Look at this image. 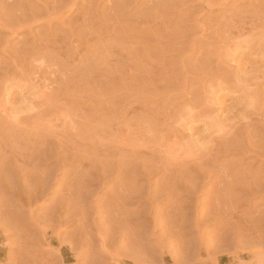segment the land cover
<instances>
[{
    "label": "rangeland",
    "instance_id": "1",
    "mask_svg": "<svg viewBox=\"0 0 264 264\" xmlns=\"http://www.w3.org/2000/svg\"><path fill=\"white\" fill-rule=\"evenodd\" d=\"M58 1L0 0V264H264V0Z\"/></svg>",
    "mask_w": 264,
    "mask_h": 264
},
{
    "label": "bare ground",
    "instance_id": "2",
    "mask_svg": "<svg viewBox=\"0 0 264 264\" xmlns=\"http://www.w3.org/2000/svg\"><path fill=\"white\" fill-rule=\"evenodd\" d=\"M4 1H5V0H4ZM42 1H43V0H42ZM47 1H48V0H46V2H47ZM57 1H58V0H57ZM208 1H209V0H208ZM210 1H211V0H210ZM210 1H209V3H210ZM218 1H219V0H218ZM243 1H244V0H243ZM15 2H16V0H15ZM15 2H14V3H15ZM28 2H29V1H28ZM49 2H50V0H49ZM58 2H59V1H58ZM63 2H64V1H63ZM70 2H71V0H70ZM211 2H213V0H212ZM7 3L9 4V2H7ZM11 3H12V2H11ZM14 3H13V4H14ZM36 3H37V2H36ZM64 3H65V2H64ZM207 3H208V2H207ZM216 3H217V1H216ZM216 3H215V4H216ZM246 3H247V2H246ZM4 4H5V2H4ZM13 4H11V7H12ZM38 4H39V3H38ZM44 4H45V1H44ZM50 4H51V2L49 3V5H50ZM53 4H54V3H53ZM61 4H62V3H61ZM61 4H60V5H61ZM69 4H70V3H69ZM211 4H212V6H209V7L212 8L214 3H211ZM5 5H7V4H5ZM32 5H33V4H32ZM47 5H48V4H47ZM62 5H63V4H62ZM65 5H66V3H65ZM71 5H72V4H71ZM71 5H70V6H71ZM216 5H217V4H216ZM248 5H249V4H248ZM30 6H31V5H30ZM55 6H56V3H55ZM72 6H73V5H72ZM205 6H206V4H205ZM245 6H246V5H245ZM14 7H15V6H14ZM48 7H50V6H48ZM60 7H61V6H60ZM60 7H58L57 9L59 10ZM62 7H64V5H63ZM62 7H61V9H62ZM65 7H66V6H65ZM67 7H69V6H67ZM209 7H208V8H209ZM248 7H249V6H248ZM27 8H28V7H27ZM31 8H32V7H31ZM43 8H44V9H43ZM43 8H42L43 11L46 10L45 7H43ZM52 8H53V6H52ZM21 9H22V7H21ZM32 9H33V8H32ZM50 9H51V8H50ZM57 9H56V10H57ZM16 10L18 11V9H16ZM36 10H37V6H36ZM52 10H53V9H52ZM52 10H49V11L52 12ZM54 10H55V9H54ZM33 11H34V10H33ZM61 11H62V10H61ZM34 12H36V11H34ZM37 12H38V10H37ZM37 12H36V14H37ZM55 12H56V11H55ZM66 13H67V12H66ZM19 14H20V13H19ZM19 14H18L17 16H19ZM28 14H29V13H28ZM40 14H42V10H41V9H40ZM44 14L47 15V14H46V11L44 12ZM57 14H58V13H57ZM238 14H239V13H238ZM22 15H23V14H22ZM30 15H31V14H30ZM38 15H39V13H38ZM49 15H50V14H49ZM11 16H12V14H11ZM14 16H15V15H14ZM23 16H24V15H23ZM32 16H33V15H31V17H32ZM41 16H42V15H41ZM240 16H241V14H240ZM243 16H244V15H243ZM12 17H13V16H12ZM19 17H21V16H19ZM36 17H38V16L36 15L35 18H36ZM51 17H52V20H53V19H54L53 16H51ZM54 17H55V16H54ZM58 17H59V16H58ZM241 17H242V16H241ZM252 17H253V16H252ZM42 18H43V16H42ZM45 18H46V17H45ZM55 18H56V17H55ZM239 18H240V17H239ZM253 18H254V17H253ZM19 19H20V18H19ZM49 19H51V18H49ZM257 19H259V18H257ZM12 20H13V18H11V21H12ZM20 20H22V19H20ZM32 20H33V18H32ZM32 20H31V21H32ZM44 20H45V19H44ZM240 20H241V19H240ZM251 20H252V19H251ZM254 20H256V19H254ZM33 21H34V20H33ZM53 21L55 22L56 20H53ZM243 21H244V20H243ZM259 21H262V20H259ZM7 22H8V21H7ZM12 22H13V21H12ZM14 22H15V20H14ZM16 22H17V20H16ZM24 22L26 23V21H24ZM54 22H53V23H54ZM57 22H58V20H57ZM238 22H239V21H238ZM253 22H254V21H253ZM255 22H257V21H255ZM255 22H254V23H255ZM55 23H56V22H55ZM15 24H17V26H19L18 22L15 23ZM57 24H59V23H57ZM239 24H240V23L237 24L238 27H239ZM242 24H243V23H242ZM242 24L240 25L239 29L237 28V26L235 27V28L238 29L239 31H238V33L236 32L238 35H235L234 38L232 37L233 43L230 42L231 45H232V44L234 45L233 47H235V45L237 46V45L240 44V43H242V44H243V43H245V44H246V43H247V44H250V43H249V39H251V38H252L251 41L254 40V37H251V36H249V37H251V38H249V39H248V38L246 39V37H245V39H243V38H244V35H242V33H243V31L246 29V27H245L246 24H245V23H244L245 25H242ZM248 24H249V23H248ZM250 24H251V21H250ZM257 24H258V23H257ZM7 25H9V22H8ZM22 25H23V23H22ZM44 25L46 26V23H45V22H44ZM59 25H60V24H59ZM235 25H236V23H235ZM235 25H234V26H235ZM259 25H260V23H259ZM262 25H263V24H262ZM1 26H2V25H1ZM14 26H15V25H14ZM14 26H13V27H14ZM20 26H21V25H20ZM24 26H25V24H24ZM246 26H247V25H246ZM256 26H257V25L254 26V25L251 24V26H249V29H250V30H251V29L254 30ZM3 27H4V26H3ZM6 27H7V26H6ZM15 27H16V26H15ZM21 27H23V26H21ZM21 27H20V28H21ZM46 27H47V26H46ZM62 27H63V26H62ZM247 27H248V26H247ZM250 27H251V28H250ZM259 27H261V26H259ZM18 28H19V27H18ZM18 28L16 27V29H18ZM262 28H263V27H262ZM0 29H1V28H0ZM26 29H27V28H26ZM46 29H47V28H46ZM46 29H45V30H46ZM247 29H248V28H247ZM257 29H259V28H257ZM257 29H256V30H257ZM5 30L7 31V29H5ZM24 30H25V29H24ZM234 30H235V29H234ZM251 31H252V30H251ZM20 32H21V31H20ZM28 32H29V30H28ZM244 32H245V31H244ZM12 33H13V31H12ZM29 34H30V32H29ZM243 34H244V33H243ZM255 34H258V35H259L260 33H255ZM12 35H13V34H12ZM44 36H45V35H44ZM242 36H243V38H241ZM255 36H256V35H255ZM256 37H257V36H256ZM229 38H231V37H229ZM229 40H230V39H229ZM229 40H228V41H229ZM255 40H257V39L255 38ZM228 41H227V42H228ZM246 41H247V42H246ZM260 41H261V40H260ZM254 42H255V41H254ZM262 42H263V40H262ZM262 42H261V43H262ZM257 43H258V40H257ZM257 43H255V47H254V46H252V47H253L254 49H256V51H259V54H260V51H261V52L263 53V54H262V53H261V54H262V56L264 57V43H262V44H261V43H258V44H257ZM242 44H240V45L242 46ZM251 44H252V43H251ZM256 44H257V46H258V49H257ZM259 44H261V45H259ZM227 45H229V44H226V46H227ZM241 46H240V47H241ZM230 47H231V46H230ZM242 47L244 48L245 45L242 46ZM242 47H241V48H242ZM253 48L250 49V46H249V49L252 50V51H253ZM245 49H247V48H245ZM228 50H229V49H228ZM250 50H249V51H250ZM247 51H248V49H247ZM249 51H248V53H249ZM252 51H251V52H252ZM256 51H254V53H255ZM222 52H223V51H222ZM232 52H233V51H232ZM251 52H250V53H251ZM1 53H2V52H1ZM227 53H228V52H227ZM252 54H253V53H252ZM38 55H39V54H38ZM33 56H34V55H33ZM35 56H36V55H35ZM44 56H45V55H44ZM44 56H43V57H44ZM28 57H29V56H28ZM37 57H38V59L41 58L40 56H37ZM37 57H36V58H37ZM263 57H262V58H263ZM29 58H30V57H29ZM44 58H45L46 61H48V60L46 59V57H44ZM220 58H221V57H220ZM41 59H42V58H41ZM41 59H40V60H41ZM50 59H52V58H50ZM23 60H24V59H23ZM29 60H30V59H29ZM29 60H28V62H29ZM34 60H35V58H33V60L31 59L30 62H31V61L33 62ZM36 60H37V59H36ZM43 60H44V59H43ZM41 61H42V60H41ZM46 61H45V62H46ZM51 61H52V60H51ZM51 61H50V62H51ZM219 61H220V60H219ZM229 61H230V60H229ZM23 62H24V61H23ZM25 62H26V61H25ZM32 62H31V63H32ZM45 62H43V64H44ZM48 62H49V61H48ZM220 62H221V61H220ZM230 62H231V61H230ZM40 63H41V62H40ZM46 63H47V62H46ZM27 64L29 65V63H27ZM32 64H33V63H32ZM41 64H42V63H41ZM51 64H52V63H51ZM207 64H208V63H207ZM228 64H229V63H228ZM38 65H40V64H38ZM229 65H230V64H229ZM43 66H44V68L46 67L45 64H44ZM29 67H30V66H29ZM36 67H37V65H36ZM37 68H38V67H37ZM39 68H40V67H39ZM40 69H41V68H40ZM30 70H31V69H30ZM35 70H36V69H35ZM42 70L44 71V69H42ZM36 71H37L36 73H38V69H37ZM39 71H40V70H39ZM43 71H42V73H44V72L47 71V70L45 69V71H44V72H43ZM238 71H239V70H238ZM32 72H33V71H32ZM32 72H30V73L32 74ZM49 72H50V70H49ZM49 72H48V73H49ZM36 73H35V74H36ZM39 73H41V72H39ZM42 73H41V74H42ZM51 73H52V72H51ZM218 73H219V72H218ZM23 75H24V74H23ZM38 75H39V74H38ZM44 75L46 76V72L44 73ZM48 75H49L48 77H50V73H49ZM26 76H27V75H26ZM28 76L30 77V74H29ZM34 76H35V75H34ZM39 76H40V75H39ZM42 76H43V74H42ZM42 76H41L42 79H41L40 77H39V79L37 78V81H39V80L41 79V80H40L41 82L39 81V83H40V84H39V87H37V86H38V85H37L38 82H37L36 84H34V82H33V80L36 78V76H35V78H33V80H30V81L33 82V83H30V84H31L30 86H31V88H32V86H34V87L36 86V89L34 88V89H35V92H36L37 88L40 89V86H41L42 91H43V92L46 91L44 94H42L43 92H41V96L43 95V96L46 97V96L48 95V94H47V90H49L48 88H49V86L51 85V83H53V82L50 83V81H47V80H48V79H47V76H46L45 78H43ZM217 76H218V75H217ZM221 79H222V78H221ZM50 80H51V79H50ZM236 80H237V79H236ZM220 81H221V80H220ZM48 82H49L50 84H49ZM220 83H221V82H219L218 84H220ZM223 83H225V84L227 85L226 82H223ZM223 83H222V87H223ZM52 85H53V84H52ZM220 85H221V84H220ZM226 85H224V86H226ZM27 86H28V85H27ZM209 86H210V85H209ZM217 86H218V85L216 84V87H217ZM234 86H236V85H234ZM238 86H240V85H238ZM241 87L243 88V86H241ZM246 87H247V86H246ZM21 88H23V85H22ZM209 88H210V87H209ZM224 88H225V87H224ZM224 88H223V89H224ZM235 88H236V87H235ZM242 88H240V89H242ZM26 89H28V88L26 87ZM41 89H40V91H41ZM43 89H44L45 91H44ZM46 89H47V90H46ZM225 89H226V88H225ZM31 90H32V89H31ZM50 90H51V89H50ZM238 90H239V89H238ZM27 91H28V90H27ZM242 91H243V90H242ZM37 92H39V90H38ZM37 92H36V93H37ZM210 92H211V90H210ZM243 92H245V91H243ZM29 93H31V92H29ZM36 93L32 94V96H33V95L35 96ZM211 93H212V92H211ZM4 94L6 95L5 91H4ZM8 94H9V93H8ZM46 94H47V95H46ZM38 95L40 96V94H38ZM38 95H36L37 97L35 96L36 98H35L34 96H33V97H34L35 99H39L41 96L39 97ZM48 96H50V95H48ZM38 97H39V98H38ZM47 98H48V97H47ZM47 98H43V99H47ZM28 99H29V98H28ZM31 99H32V97H31ZM35 99H34V100H35ZM40 99H42V98H40ZM4 100H5V99H4ZM42 101H43V100H42ZM30 102H31V101H30ZM30 102H29V103H30ZM29 103H28V104H29ZM250 104H251V103H250ZM0 106H1V105H0ZM2 108H4V107L2 106ZM3 110H4V109H3ZM5 110H6V109H5ZM13 110H14V109H13ZM0 111H1V110H0ZM11 111H12V110H11ZM261 111H262V110H261ZM3 112H4V111H3ZM5 112H6V111H5ZM190 112H191V111L187 112L186 114H187V115L189 114L190 118H193V114H190ZM192 113H193V112H192ZM199 113H200V112H199ZM4 114H5V113H4ZM7 114H8V113H7ZM15 114H16V113H15ZM21 114H22V113H21ZM203 114H204V113H203ZM205 115H206V114H205ZM257 115H258V114H257ZM262 115H263V114H262ZM0 116H1V115H0ZM16 116H17V115H15V117H16ZM199 116H201V115H199ZM207 116H208V115H207ZM10 117H11V116H10ZM15 117H14V118L12 117V119H11L10 121L12 122V121L15 119ZM194 117H195V116H194ZM196 117H197V116H196ZM196 117H195V118H196ZM0 118H1V117H0ZM4 118H5V117H4ZM6 118H7V117H6ZM203 118H204V117H203ZM206 118H207V117H206ZM1 119H2V118H1ZM188 119H189V118H188ZM188 119H184V120H188ZM196 119L198 120L199 118H196ZM207 119H208V118H207ZM20 120H21V119H20ZM184 120H183V121H184ZM197 120H196V121H197ZM201 120H202V119H201ZM15 121H16V119L14 120V123H15ZM17 121H18V120H17ZM183 121H182V122H183ZM186 122H187V121H186ZM201 122H202V121H201ZM205 122H206V121H205ZM207 122H208V121H207ZM209 122H210V120H209ZM8 123H9V122H8ZM16 123H17V122H16ZM211 123H212V122H211ZM180 124H181V123H180ZM204 124H205V123H204ZM207 124H208V123H207ZM207 124H206V127H207ZM18 126H19V125H18ZM18 126H17V127H18ZM43 126H44V125H43ZM45 126H46V125H45ZM45 126H44V127H45ZM48 126H49V125H48ZM212 126H213V125H212ZM15 127H16V126H15ZM17 127H16V128H17ZM19 127H20V126H19ZM18 129H19V128H18ZM38 129H39V128H38ZM211 129H212V128H211ZM214 129H215V128H214ZM29 130H30V128H29ZM51 130H52V129H51ZM208 130H209V129H208ZM20 131H21V129H20ZM26 131H27V130H26ZM24 132H25V131H24ZM24 132H23L22 134H24ZM57 132H58V131H57ZM213 132H214V131H213ZM213 132H212V133H213ZM223 132H224V131H223ZM14 133H15V132H14ZM16 133H17V132H16ZM25 133H26V132H25ZM221 133H222V132H221ZM30 134H32V133H30ZM17 135H18V133H17ZM28 135H29V134H28ZM31 136H33V135H31ZM34 136H35V134H34ZM25 138H27V137L25 136ZM28 139H29V138H28ZM25 140H26V139H25ZM27 142L29 143V141H27ZM174 142H175V141H174ZM169 143H170V142H169ZM26 144H27V143H26ZM59 144H60V143H59ZM165 144H166V143H165ZM177 144H178V143H177ZM28 145H29V144H28ZM28 145H27V146H28ZM61 145H62V144H61ZM158 145H159V144H158ZM158 145H156V146H158ZM163 145H164V144H163ZM163 145H161L160 148L163 147ZM168 145H169V144H167V146L164 145V146H165L164 148L168 147ZM175 145H176V144H175ZM179 145H180V144H179ZM25 146H26V145H25ZM27 146H26V147H27ZM35 146H36V145H35ZM59 146H60V145H59ZM30 147H31V146H30ZM171 147H172V145H171ZM28 148H29V147H28ZM38 148H40V147H38ZM169 148H170V147H168V149H167V148H166V149L169 150ZM24 149H25V148H24ZM27 150H28V149H27ZM32 150H34V149H32ZM41 150H42V149H41ZM65 150H66V149H65ZM156 150H158V149L156 148ZM188 150H189V149H188ZM0 151H1V150H0ZM29 151H30V150H29ZM36 151H37V150H36ZM160 151H161V150H160ZM186 151H187V150H186ZM37 152H38V151H37ZM141 152H142V151H141ZM184 152H185V151H184ZM184 152H183V153H184ZM33 153H34V152H33ZM158 153H159V150H158ZM165 153H166V152H164V154H165ZM28 155H29V153H28ZM28 155H27V156H28ZM39 155H41V154H39ZM134 155H135V153H134ZM138 155L141 156L140 154H138ZM193 155H194V154H193ZM22 156H23V155H22ZM25 156H26V155H25ZM191 156H192V155H191ZM0 157H1V156H0ZM37 158H38V155H37ZM178 158H179V156H178ZM178 158H177V159H178ZM180 158H181V156H180ZM13 159H14V158H13ZM23 159H24V157L22 158V160H23ZM27 159H28V158H27ZM27 159H26V160H27ZM30 159H31V158H30ZM164 159H165V158H164ZM164 159L162 158L163 162H164ZM26 160H25V161H26ZM170 160H171V159H170ZM1 161H2V160H1ZM28 161H31V160H28ZM28 161H27V164H29ZM166 161H167V159H166ZM166 161L164 162V165H165L169 160H168L167 162H166ZM4 162H6V161H4ZM169 162H170V161H169ZM2 163H3V162H2ZM6 163H7V162H6ZM7 164H8V163H7ZM167 164H168V163H167ZM167 164H166V165H167ZM169 165H171V163H169ZM169 165H167V166H169ZM164 167H165V166H164ZM32 171H33V169H32ZM32 171H29V172H32ZM101 171H102V170H101ZM105 171H106V170H105ZM29 172H28V173H29ZM34 173H35V172H34ZM34 173H33V174H34ZM30 177H31V176H30ZM31 179H32V178H31ZM37 182H38V181H37ZM43 186H44V185H43ZM124 196H125V195H124ZM141 199H142V198H141ZM127 200H129V199H127ZM170 203H171V202H170ZM171 204H172V203H171ZM3 236H4V235H3ZM4 237H5V236H4ZM5 238H6V237H5ZM135 242H136V241H135ZM136 246H137V245H136ZM132 248H133V247H132ZM133 249H134V248H133ZM136 251H137V250H136ZM141 252H142V251H141ZM136 254H137V253H136ZM138 254H139V253H138ZM133 257H135L134 254H133ZM133 261H134V260H133ZM135 263H136V262H135Z\"/></svg>",
    "mask_w": 264,
    "mask_h": 264
}]
</instances>
